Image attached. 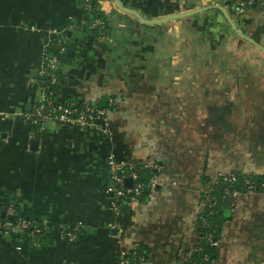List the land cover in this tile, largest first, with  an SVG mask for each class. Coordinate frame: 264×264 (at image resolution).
Instances as JSON below:
<instances>
[{"label":"crops","instance_id":"obj_1","mask_svg":"<svg viewBox=\"0 0 264 264\" xmlns=\"http://www.w3.org/2000/svg\"><path fill=\"white\" fill-rule=\"evenodd\" d=\"M103 36L65 26L78 0H0V206L48 225L44 238L0 233V264H121L137 241L141 264H184L204 190L218 172L264 173V51L210 7L144 23L114 0H93ZM155 18L228 0H121ZM264 47V0L229 11ZM70 39L57 99L114 107L91 124L48 121L35 136L26 113L41 99L40 70L54 39ZM37 139L36 145L32 140ZM157 161L156 186L127 208L108 191V156ZM212 264H264V192L231 199ZM59 220L80 224L61 236Z\"/></svg>","mask_w":264,"mask_h":264},{"label":"trees","instance_id":"obj_2","mask_svg":"<svg viewBox=\"0 0 264 264\" xmlns=\"http://www.w3.org/2000/svg\"><path fill=\"white\" fill-rule=\"evenodd\" d=\"M236 0H228L229 4V11H233L231 9V4ZM259 1V0H256ZM256 1L250 3L249 5L255 3ZM78 3H80L82 12L86 13L87 16L84 20L79 19L75 16L69 18L66 21L65 26H71L73 29H77L79 31L78 34L86 35V36H92L96 39H99L103 36L105 31L107 30L108 23L105 17V14H103L100 10L95 8V4L93 0H78ZM87 4V5H86ZM64 44L65 50L60 51V45ZM70 47V39H63V37H56L54 39V48L52 51L48 54H56L60 61L62 58L68 55V48ZM55 76L56 80L54 82H50L48 75L44 73V77L42 76L44 84L47 86V89L52 91V96L57 97V93L61 86L62 78L64 77L63 72L61 71L60 67L56 68L55 70ZM41 78V77H40ZM113 98V97H112ZM107 102L104 104L95 103L97 106H108L111 108L114 107V102L110 106L108 105V98L106 100ZM114 101V98H113ZM136 169L139 174V179L143 182V188L141 191V194L138 195V199H143L148 196L149 192L152 190L151 186L148 183V179L152 172L158 173L161 171H154L149 167L143 166V162H134ZM237 178L236 180H219L212 182L209 185L208 193L211 195V199L208 203L204 204L202 207L198 224L199 229L196 237V242L194 244L193 250L188 258L187 261H185L184 264H212L213 259L216 256V249H217V243H212V240H218L221 227L225 220H227L230 217V210L232 208L231 203V197L230 192H226L224 188L227 186L229 190L233 188L241 189L242 192L245 191V183L244 178L249 177L251 181L258 184L261 181H264V173L262 174H251L247 173L241 170H234L232 171ZM126 200H123L122 207L127 208L128 204L126 203ZM8 205H13L14 211L12 214H9L6 212V208ZM18 203L15 201H8L0 206V219L1 221H4L6 219H11L12 221H17L20 218H25L28 220H31V225L28 228H25L21 232H12L10 231L11 236H25V237H31V230L33 226L39 227L40 231L39 238L42 240L44 238V234L48 229L47 227H44V221L41 218L36 217L35 215H21L18 211ZM65 223L68 224L70 227H73V225L77 224L73 221H67V220H59L56 224V228L59 230V224ZM6 228L7 226H3ZM0 228V233H3V229ZM82 234L81 229L78 232V237H80ZM211 236V238H209ZM74 242V241H71ZM129 251H132L133 254L129 255L130 263L132 264H141L144 259H146V252L147 247L144 243L137 241L133 244V246L129 249Z\"/></svg>","mask_w":264,"mask_h":264},{"label":"built area","instance_id":"obj_3","mask_svg":"<svg viewBox=\"0 0 264 264\" xmlns=\"http://www.w3.org/2000/svg\"><path fill=\"white\" fill-rule=\"evenodd\" d=\"M256 0H236L230 6L233 11L242 10L246 4H250ZM87 5V4H86ZM64 44L60 45V51L65 50ZM60 63V59L56 54H51L45 57L44 63L40 70V81L44 87V94L41 99L36 101L31 110L26 113V118L29 119L33 127L30 131V136L35 137L45 126L48 120L51 121H65V120H73L77 122L81 126H85L91 124L94 120L103 117L106 112L110 109L108 106H97L95 103H91L89 101H75V100H66L60 101L56 97L52 96V91L47 89V86L44 84L42 76L44 77V73L48 75L50 82H54L56 80L55 70L58 68ZM113 98H108V105L113 104ZM108 164H109V180L110 184L108 186V191L110 195L114 198V206L122 205L123 200H126V203L129 204L131 200L138 198V195L141 194L143 188V182L139 179V174L136 169L135 163L133 161H129L127 159L116 158L113 155L108 156ZM143 166L149 167L154 171H160L162 166L157 161H145L142 163ZM131 178V184L126 183L127 178ZM237 176L229 172H218L213 181L219 180H236ZM211 182V183H212ZM148 183L153 189L157 183V174L156 172H152L148 179ZM210 183V184H211ZM245 183V191H258L264 192V181L256 184L251 181L249 177L244 178ZM209 186L204 190L203 199H202V207L204 204L208 203L212 198L210 193H208ZM226 192H230L231 199L242 193L241 189L233 188L231 190L226 186L224 188ZM232 203V202H231ZM14 211L13 205H8L6 208V212L12 214ZM47 223H44V227H47ZM31 225V220L20 218L17 221H12L11 219H6L1 221L0 219V228H4L3 226H7L4 228L3 234H9L10 231L16 233L21 232L25 228H28ZM81 225L75 224L73 227H70L68 224L60 223L59 224V232L62 237L67 239L68 241H76L78 238V232L80 230ZM40 229L39 227L33 226L31 230V234L34 237L39 236ZM211 238V236H209ZM218 240H212L211 242L217 243ZM132 251L125 252L124 255L120 258L121 264H132L129 260V255H132Z\"/></svg>","mask_w":264,"mask_h":264},{"label":"water","instance_id":"obj_4","mask_svg":"<svg viewBox=\"0 0 264 264\" xmlns=\"http://www.w3.org/2000/svg\"><path fill=\"white\" fill-rule=\"evenodd\" d=\"M115 1V4L117 5V7H119L121 10L123 11H126L128 13H131L133 14L134 16H136L139 20H141L142 22L144 23H149V24H152V23H158V22H161V21H164L166 20L169 16H173V17H180V16H185V15H190V14H193L195 12H198L200 10H203V9H206V8H210V7H216V8H219L223 11L224 15H225V18L227 19V21L230 23L231 27L239 34L241 35L242 37L248 39L249 41H251L252 43L256 44L257 46H259L263 51H264V47H262L260 45V43H258L255 39H253L252 37H249L248 35L244 34L236 25V23L234 22V20L232 19L229 11L226 9V7H224L223 5H220V4H214V5H204V6H200V7H196V8H193V9H189V10H186V11H181V12H176V13H172V14H168V15H163V16H160V17H155V18H146L144 16H142L136 9L134 8H131V7H128L126 6L125 4H123L121 2V0H114ZM50 121V120H48ZM47 121V122H48ZM38 142L37 139H33L32 140V144L36 145ZM132 180L131 178H127L126 179V183L127 184H131Z\"/></svg>","mask_w":264,"mask_h":264}]
</instances>
